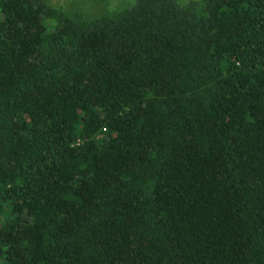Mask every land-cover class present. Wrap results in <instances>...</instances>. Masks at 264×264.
<instances>
[{
    "label": "trees",
    "instance_id": "trees-1",
    "mask_svg": "<svg viewBox=\"0 0 264 264\" xmlns=\"http://www.w3.org/2000/svg\"><path fill=\"white\" fill-rule=\"evenodd\" d=\"M0 264H264V0H0Z\"/></svg>",
    "mask_w": 264,
    "mask_h": 264
},
{
    "label": "rangeland",
    "instance_id": "rangeland-1",
    "mask_svg": "<svg viewBox=\"0 0 264 264\" xmlns=\"http://www.w3.org/2000/svg\"><path fill=\"white\" fill-rule=\"evenodd\" d=\"M57 1H61V0H57ZM66 1H68V0H66Z\"/></svg>",
    "mask_w": 264,
    "mask_h": 264
}]
</instances>
